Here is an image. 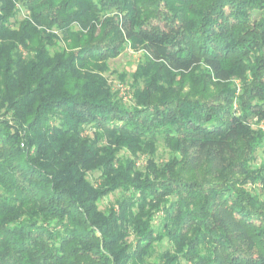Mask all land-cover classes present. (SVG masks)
Wrapping results in <instances>:
<instances>
[{
    "label": "trees",
    "instance_id": "obj_1",
    "mask_svg": "<svg viewBox=\"0 0 264 264\" xmlns=\"http://www.w3.org/2000/svg\"><path fill=\"white\" fill-rule=\"evenodd\" d=\"M258 122L264 0H0V264H264Z\"/></svg>",
    "mask_w": 264,
    "mask_h": 264
},
{
    "label": "rangeland",
    "instance_id": "obj_2",
    "mask_svg": "<svg viewBox=\"0 0 264 264\" xmlns=\"http://www.w3.org/2000/svg\"><path fill=\"white\" fill-rule=\"evenodd\" d=\"M26 11L21 9L17 13V19H22ZM142 59V51L140 49L131 48L129 45L115 58H112L108 61L109 68L104 72V76L107 78L108 83L112 87V89L116 92L117 98L124 103L125 105H132L133 102V90H132V76L131 74L135 71L136 66L139 61ZM182 79V80H181ZM190 77L183 76V75H176L175 80L177 82H181L185 84V89L189 86L188 81ZM180 80V81H179ZM191 81V80H190ZM234 84L236 86V93H238L240 89V83L238 79H234ZM188 85V86H187ZM233 105H236L234 102ZM254 127L259 128L264 133V124L262 122H258L253 124ZM89 129L86 130L88 133ZM122 153V152H120ZM256 164H264V137L263 143L259 147V149L255 153ZM169 156V150L165 147V145L159 141L157 143V150H156V159L158 161L166 160ZM136 165L142 167L144 164V155H139L136 159ZM88 178L96 183V179L98 176V172H88ZM251 188V185L247 186ZM258 188V185L256 184ZM115 198V194H110L106 197L102 198L99 205L101 208L106 207L108 204L112 203Z\"/></svg>",
    "mask_w": 264,
    "mask_h": 264
}]
</instances>
